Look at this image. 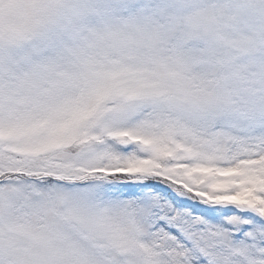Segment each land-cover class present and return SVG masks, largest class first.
<instances>
[{
	"label": "snow or ice",
	"instance_id": "snow-or-ice-1",
	"mask_svg": "<svg viewBox=\"0 0 264 264\" xmlns=\"http://www.w3.org/2000/svg\"><path fill=\"white\" fill-rule=\"evenodd\" d=\"M0 264H264V0H0Z\"/></svg>",
	"mask_w": 264,
	"mask_h": 264
}]
</instances>
